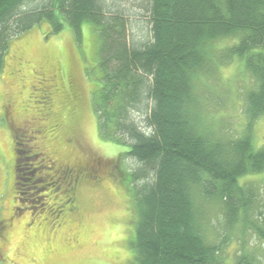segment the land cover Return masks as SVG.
Masks as SVG:
<instances>
[{"label": "trees", "instance_id": "16d2710c", "mask_svg": "<svg viewBox=\"0 0 264 264\" xmlns=\"http://www.w3.org/2000/svg\"><path fill=\"white\" fill-rule=\"evenodd\" d=\"M140 6L149 35L137 43L128 39L130 16L119 0H0V66L10 39L41 21L52 33L66 22L76 38L82 25L90 23L97 34L101 71L99 99H91L98 132L117 144L128 140L122 155L136 164L131 172L122 167L121 174L140 211L131 242L133 261L225 264L227 238L208 240L200 201L221 204L232 227L250 203L238 179L264 171V143L255 147L252 142L254 122L264 116V0H141ZM228 38L235 43L224 44ZM234 60L243 62L253 86L244 95L245 130L226 140L201 123L193 90L205 82L204 76ZM140 103L146 105L145 128L132 115ZM19 152L23 154L17 149V160L24 158ZM21 166L28 182L34 171L46 167L30 162ZM77 179L69 187L72 193L63 190L64 201L55 204L56 216L69 205L75 210ZM53 184L48 180L37 190L58 187ZM22 194L18 204L35 213L40 203ZM20 212L16 209L14 216ZM254 231L264 240L263 226L255 225ZM244 246L241 238L233 264H255L254 250Z\"/></svg>", "mask_w": 264, "mask_h": 264}, {"label": "rangeland", "instance_id": "374dc122", "mask_svg": "<svg viewBox=\"0 0 264 264\" xmlns=\"http://www.w3.org/2000/svg\"><path fill=\"white\" fill-rule=\"evenodd\" d=\"M119 2L128 9L130 16L129 41L145 42L149 33L145 10L140 6L141 0H134V5L132 0ZM235 41L228 38L224 44L232 45ZM97 47V34L90 23L82 25L81 35L76 38L66 22L59 32L52 33L50 25L41 21L9 41L3 72L0 70V264H136L131 242L140 211L133 206L131 189L121 175L122 167L131 172L136 164L128 156L122 155L129 149L126 146L128 140L124 139L126 145L117 144L102 139L98 132L97 116L91 101L100 96L101 71L98 68ZM13 55L29 64L34 71L31 83L38 89L27 85L22 97V100H26L24 116L11 115L12 121L7 129L1 110L9 111L12 101L7 97L11 88L16 92L22 90L17 80L14 82L5 77L9 69L23 73L21 65L12 66L16 57ZM243 67V62L238 60L226 63L210 76H204L205 82L197 83L193 90L201 107V123L207 124L226 140L239 137L246 127L244 95L253 86V81L247 72H243ZM42 73L58 78L56 85L60 87V92L50 103L52 115L43 106L41 108L40 103L42 91L39 88L48 85L34 82ZM144 104H137L138 107L132 112L142 128L146 126ZM24 118L31 119L28 127L24 124ZM14 124L21 131L13 130ZM55 124H58L56 129L49 127ZM38 125L43 128H38ZM25 128H28L25 143L38 146L43 156L37 153L35 159L28 158L32 153L21 140ZM13 135L19 143L16 148L23 151V154L19 152L20 157L24 156L18 159L21 164L30 162L38 166L42 163L46 167L51 164L50 169L44 167L34 171L29 181L31 183L22 179L26 178L22 174L25 167L19 165L22 169L18 179V191L23 193L21 197L36 200L40 207L35 213L31 209L21 211L16 219L9 218L8 212L12 196L9 181ZM252 142L255 147L264 143V116L254 122ZM30 149L34 151L36 148ZM44 158L60 164H78L90 171L91 179L98 181L83 180L79 183L75 190L77 213L74 216L64 214L57 217L53 213L55 204L65 199L63 190L66 185L62 181H66L67 174L55 178L53 164ZM48 180L57 183L58 187L37 190L40 183ZM238 184L250 198L246 215L239 213L237 222L229 227L222 205L202 200L200 202L206 216L204 232L208 240L217 239L219 242L227 238V244L222 247L225 264H233L241 238L245 239L244 247L248 251L254 250L257 257L255 264H264V240L254 231L255 225L264 227V171L245 174L238 179ZM24 205L27 206L17 204L18 207ZM68 207L72 209L71 205Z\"/></svg>", "mask_w": 264, "mask_h": 264}, {"label": "flooded vegetation", "instance_id": "af4514ba", "mask_svg": "<svg viewBox=\"0 0 264 264\" xmlns=\"http://www.w3.org/2000/svg\"><path fill=\"white\" fill-rule=\"evenodd\" d=\"M13 56H16V55H13ZM5 57L6 56H4L2 65L0 66V70L1 71H2V68H3L4 62H5ZM20 59H21L20 57L16 56L15 57V61H14L15 64L12 65V66L21 65V70L23 71V73H20L21 71L17 70V69H15L13 72H11L10 69L8 71L5 70L6 71V76L5 77H7V79H10V81L13 80L14 82H15V80H17L18 85L22 89V90L16 92V89L12 90V88H11L10 92L8 93V97H7V99L9 98V101H12L10 106H9V111H5L4 109L1 110V113L5 115V119H6V122H7V126H6L7 129L9 128L10 123L12 121V118L10 117L11 115H14V117L17 116V115L24 116L26 100H22V97L26 93V90H27L28 86H30V87L33 86L31 82L33 81V73H34V71L30 68L29 64L27 65L25 63L26 61H24L23 59L21 61ZM47 75L49 76V74L42 73L39 77H36L38 80L37 81L34 80V82H37V84H39V85H44V84L48 85V87L42 86V87L39 88L42 91V96H41L42 100L40 101V103H41V108L43 106V108L46 111L49 110L48 113H50V115H52V113L50 112V109H49L50 108V103H52V98L59 94L60 87H58L56 85L57 80H58V78L56 76L50 75L52 77H48ZM33 89L36 90L38 88H34V86H33ZM1 98H3L2 95H1ZM48 113H45V115L46 116L49 115ZM23 121H24V124H27L26 127H28V124H31L30 123L31 119H25L24 118ZM57 126H58V124L51 125L49 127H52V128L56 129ZM38 128H43V126L42 125H38ZM27 129L28 128L23 129L24 134L21 133V137H22L21 140L24 143L26 142L24 137L26 136V130ZM13 130H20V128L16 127L15 124H14ZM39 133H40V129L38 130V134ZM54 136H56V134H54ZM16 144L19 145V143L17 141H15V136L13 135V136H11V147H10V154L12 155V173H11V179L9 181L10 182L9 185L11 187L10 190H11V195L12 196H11V204H10V207L8 209V212H9V218L12 217V218H15V219H16V217L14 216V211L16 209H19V210L25 211V212L30 209V207H28V206H19V207L17 206V204H18V196L20 194V192L18 191V189H19L18 186L20 184L18 179H20L19 172L21 171V168H19V164L17 162L19 160H17ZM25 145H27L29 147V151H31L30 153H32V155L37 156V153H39L41 156H43V152L38 149V146H35V147L32 146V145L30 146L28 143H25ZM30 148H32V149L36 148V149L34 151H32ZM44 160L46 162H48V163L51 162L53 164L54 177L55 178H58L61 174H67L66 175L67 176L66 177V181L63 180L62 183L65 182V185L67 186V189L64 190V192L66 191L68 195H70L72 193V189H70L69 187L71 185L72 180L75 177L78 178L77 179L78 182H77V185H76V189H77V187H78V185H79V183L81 181H83V180L86 181L89 178L88 175H87V172H86L87 169L81 167L78 164H65V162L60 164L61 162L59 163L56 160L46 159V158H44ZM91 180L92 179L89 178L88 182H91ZM96 182H98V181H96ZM56 207L57 206H54L52 208L53 212H55ZM69 209L70 208H68L64 212L65 215L74 216L77 213V206L76 205H75V210L70 211ZM60 224H62V220H61Z\"/></svg>", "mask_w": 264, "mask_h": 264}]
</instances>
